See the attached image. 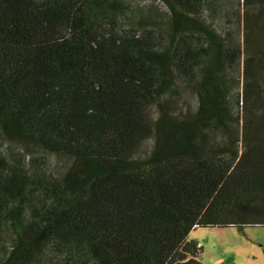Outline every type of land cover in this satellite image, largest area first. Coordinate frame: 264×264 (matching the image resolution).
I'll return each instance as SVG.
<instances>
[{"label":"trees","instance_id":"trees-1","mask_svg":"<svg viewBox=\"0 0 264 264\" xmlns=\"http://www.w3.org/2000/svg\"><path fill=\"white\" fill-rule=\"evenodd\" d=\"M216 1L0 0V264H202L193 229L264 225V0Z\"/></svg>","mask_w":264,"mask_h":264},{"label":"rangeland","instance_id":"rangeland-1","mask_svg":"<svg viewBox=\"0 0 264 264\" xmlns=\"http://www.w3.org/2000/svg\"><path fill=\"white\" fill-rule=\"evenodd\" d=\"M130 7L135 4L146 5L150 0H128ZM237 0H217L216 14L226 15L235 8ZM237 7V6H236ZM236 9V8H235ZM154 12H156L153 9ZM154 17L156 13L151 12ZM249 33L260 38V52L264 55V8H253L248 12ZM235 28L232 32L240 49L244 50V36L246 20L244 11L234 18ZM230 31V30H229ZM243 54L241 56V61ZM243 64H240L242 70ZM264 81V71L263 80ZM264 83V82H263ZM242 87V77L239 78V88ZM185 99L191 106L195 104L194 97L187 91L183 92ZM242 110L239 111L238 127L241 131L243 125ZM187 240H194L200 246L198 261L202 264H264V225L252 224L242 227H197L190 231Z\"/></svg>","mask_w":264,"mask_h":264}]
</instances>
